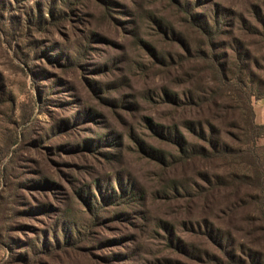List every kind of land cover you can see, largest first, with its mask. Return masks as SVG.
<instances>
[{
    "label": "rangeland",
    "instance_id": "374dc122",
    "mask_svg": "<svg viewBox=\"0 0 264 264\" xmlns=\"http://www.w3.org/2000/svg\"><path fill=\"white\" fill-rule=\"evenodd\" d=\"M0 264H264V0H0Z\"/></svg>",
    "mask_w": 264,
    "mask_h": 264
},
{
    "label": "trees",
    "instance_id": "16d2710c",
    "mask_svg": "<svg viewBox=\"0 0 264 264\" xmlns=\"http://www.w3.org/2000/svg\"><path fill=\"white\" fill-rule=\"evenodd\" d=\"M122 187H123V186H122ZM123 190H124V188H123ZM132 190H133V188H132V189H129V190H128V189H125L123 192H124V193L126 192V194H130V195H132V196L134 197V194H133V191H132ZM112 192H113V194H115V193H114V190H112ZM89 194H91V193H90V190H89ZM133 197H131V198H133ZM123 198H124V197H123Z\"/></svg>",
    "mask_w": 264,
    "mask_h": 264
}]
</instances>
